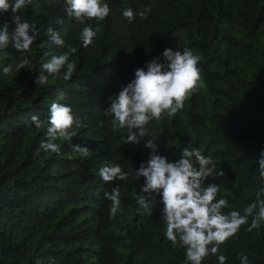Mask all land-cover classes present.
Instances as JSON below:
<instances>
[{"label":"trees","instance_id":"1","mask_svg":"<svg viewBox=\"0 0 264 264\" xmlns=\"http://www.w3.org/2000/svg\"><path fill=\"white\" fill-rule=\"evenodd\" d=\"M59 2L67 6L64 0H43L32 11L29 18L37 21L41 17L38 35L26 53L13 48L17 61L11 75L6 77L0 66V264H190L186 249L174 247L166 238L161 197L144 194L154 206L152 215L138 210L135 197L141 184L134 174L105 183L98 168L101 163H95L92 154L95 147L100 153L106 146L111 153L118 151L124 162L135 163L144 155L142 140L160 138L178 125L192 131V95L176 115L151 121L149 136L139 144L120 141L127 130L113 127L112 115L104 111L109 98L127 85L128 75L138 68L147 70V62L153 59L163 63L167 48L199 53L201 79L211 74L213 85L197 98L205 107L228 112L227 120L193 143L207 150L205 156H211L216 169L205 186H219L216 200L228 201L223 214L237 211L244 215L250 204H257L247 223L201 264H219V255L226 257L225 264H242L241 253L248 257V264H264V222L248 231L264 200L258 163L264 151V0H191V5L171 9V35L163 23L168 9L143 22L110 15L99 24L88 47L81 33L88 26L95 30L97 24L63 16L61 9L47 16L49 8L60 6ZM147 4L148 0H124L123 8L131 7L136 16L135 11H144ZM49 28L59 32L64 47L51 43ZM68 46L77 49L69 57L76 68L70 80L52 85L54 94L39 89L25 69L17 68L25 58L28 65H41L48 54L61 55ZM126 46L129 52L121 53V59L118 51ZM106 53L121 68L115 74L110 61L103 59ZM52 97L57 103L90 98L92 112L106 135L76 129L71 141H53L59 151L40 163L46 152L40 142L48 138L44 125L36 127L31 118L44 120L43 106ZM34 98L42 108L30 111L28 101ZM103 116L108 117L107 123ZM107 136L110 141L103 145ZM73 145L87 147L89 155L81 157ZM183 147L180 144L172 154V161L180 158L176 154ZM221 170L224 175L218 174ZM117 187L121 203L116 216L110 218L111 201L105 193Z\"/></svg>","mask_w":264,"mask_h":264},{"label":"clouds","instance_id":"2","mask_svg":"<svg viewBox=\"0 0 264 264\" xmlns=\"http://www.w3.org/2000/svg\"><path fill=\"white\" fill-rule=\"evenodd\" d=\"M59 1V0H58ZM43 0H0V66L6 77L10 76L17 61L14 49L21 53L30 50L38 35L37 21L29 16L38 8ZM51 3V0H49ZM67 6L59 2L60 6H52L49 13L61 9L63 16L74 18L83 23L92 20V26L97 24L95 30L91 26L85 27L81 33L84 47L92 44L99 32V24L110 15L120 20L123 15L129 22L135 18L144 21L148 16H156L161 11L167 10L163 19L164 26L172 32L171 9L182 8L186 3L191 5V0H148L144 11H135L131 7L123 8L124 0H64ZM168 2L171 6H169ZM181 11V10H179ZM8 18L4 20L3 18ZM14 25V29H13ZM47 35L51 43L64 47L65 40L58 31L48 29ZM125 40L124 35L122 34ZM14 48V49H13ZM77 49L68 46V51L61 55L48 54L41 65H28V59H22L17 65L18 69H25L30 81L39 89L48 94H54L52 85L62 83L72 78L76 65L69 62V57L75 54ZM129 52V47L119 49L118 56L123 59L121 53ZM195 50L185 49L174 51L167 48L163 51L164 62L159 58L153 59L146 64L145 68H138L134 75H128L126 86L109 98V107L105 114H111L110 121L113 127L126 129V136L120 141L124 143L139 144L144 137L149 136L148 125L151 121H159L162 117H172L184 107V102L192 95L193 116L191 132L184 130L180 125L176 130L168 132L155 140L144 141V155L135 163L124 162L116 150H108L106 146L100 153L94 148L92 154L98 166L100 177L105 182L116 179L126 180L134 174L140 182L141 188L136 195L138 210L148 215L153 214L154 206L144 194H156L161 197L163 204L162 217L166 225V238L174 247L186 249V260L190 264H201L202 260L211 254H217L219 246L223 245L230 237H233L242 225L253 215L257 204H250L241 215L237 211L223 214L222 209L228 206L226 199L216 200L219 186L205 182L216 173L211 156H205L207 150L193 145L201 134L210 132L228 119L227 111L203 106L197 97L202 94L205 87L213 85L212 75L201 79L202 60ZM103 59H108L112 65L114 74L121 68L111 54L106 53ZM212 63L210 62V66ZM135 77V78H133ZM59 95L62 97L63 92ZM114 97V98H113ZM54 97L48 99L43 106L42 112L45 119L40 121L38 116H32L36 127L43 124L45 136L48 142L41 141L40 145L46 152L40 158V163L52 152L59 151V147L53 141L65 139L71 141L76 136V129L96 130L98 137H104L105 127L100 125L96 115L92 112V100L80 97L72 103L53 102ZM53 102V103H52ZM52 103V104H51ZM30 111L42 108L36 98L28 101ZM107 123L108 117L103 116ZM110 138L107 136L103 145H108ZM184 147L176 156L178 160L172 161V154L179 148ZM74 150L87 157L90 150L87 147L73 145ZM259 174L264 178V151L260 153ZM210 165H212L210 167ZM219 175H224L221 170ZM106 199L111 201L110 218H114L121 203L119 188H113L112 192L105 193ZM215 201V202H214ZM160 205V203H159ZM264 222V200L260 201L259 210L253 217L248 231L258 228ZM209 245H212L209 248ZM242 264H248V257L241 253ZM219 264H225L226 257L218 256Z\"/></svg>","mask_w":264,"mask_h":264}]
</instances>
